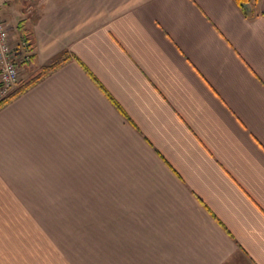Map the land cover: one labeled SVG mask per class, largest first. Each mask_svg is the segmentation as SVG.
<instances>
[{"label": "crops", "instance_id": "obj_1", "mask_svg": "<svg viewBox=\"0 0 264 264\" xmlns=\"http://www.w3.org/2000/svg\"><path fill=\"white\" fill-rule=\"evenodd\" d=\"M251 7L0 4L29 37L20 80L68 58L0 108V264H264V0Z\"/></svg>", "mask_w": 264, "mask_h": 264}, {"label": "built area", "instance_id": "obj_2", "mask_svg": "<svg viewBox=\"0 0 264 264\" xmlns=\"http://www.w3.org/2000/svg\"><path fill=\"white\" fill-rule=\"evenodd\" d=\"M16 1L0 0V4ZM12 38L9 26L0 18V103L11 95L19 82V64L30 58L26 53V43L16 45Z\"/></svg>", "mask_w": 264, "mask_h": 264}, {"label": "trees", "instance_id": "obj_3", "mask_svg": "<svg viewBox=\"0 0 264 264\" xmlns=\"http://www.w3.org/2000/svg\"><path fill=\"white\" fill-rule=\"evenodd\" d=\"M235 4L246 14L245 10L242 8V5L251 4L252 0H233ZM247 15V14H246ZM18 28L23 35V40L25 42H29V37L27 32L23 29L22 23H18ZM30 46V44L28 45ZM68 58L66 56H60L58 59L54 60L50 64L40 68L33 75H31L28 79L24 81H19L15 90L11 93V95L2 103H0V108L5 104L9 103L14 98L19 95L25 93L27 90L35 86L39 81L46 78L56 70H58L62 65L67 62Z\"/></svg>", "mask_w": 264, "mask_h": 264}, {"label": "rangeland", "instance_id": "obj_4", "mask_svg": "<svg viewBox=\"0 0 264 264\" xmlns=\"http://www.w3.org/2000/svg\"><path fill=\"white\" fill-rule=\"evenodd\" d=\"M9 20V19H8ZM12 26H13V28H14V32H15V35H16V37L18 36V34H17V32H16V29H15V25H16V22H17V20H16V18H15V16L13 17H11V19L8 21ZM10 28V27H9ZM18 39V38H17ZM16 39V41L14 40V43L15 44H17L18 43V40ZM15 46V45H14ZM31 73V72H30ZM29 73V71L28 72H25V74H22V76H21V81H24V80H26V79H28L31 75H33L34 73H31L30 74ZM23 77V78H22ZM46 218H48V217H46ZM45 219V217H43V220ZM54 232L52 233V238L54 237ZM57 234V236H58V240L59 239H62V238H64V233H61V232H57L56 233ZM61 245H63V247L66 249V250H68V252H69V254H78L77 253V251H76V249H75V247H74V250H75V252L73 251V252H71V250H69L68 248H66V242H63Z\"/></svg>", "mask_w": 264, "mask_h": 264}, {"label": "water", "instance_id": "obj_5", "mask_svg": "<svg viewBox=\"0 0 264 264\" xmlns=\"http://www.w3.org/2000/svg\"><path fill=\"white\" fill-rule=\"evenodd\" d=\"M242 8L245 10L247 15L251 14V10H252L251 4L242 5Z\"/></svg>", "mask_w": 264, "mask_h": 264}]
</instances>
